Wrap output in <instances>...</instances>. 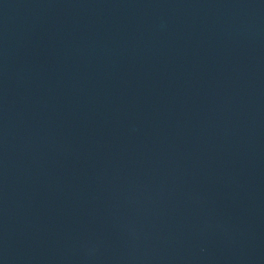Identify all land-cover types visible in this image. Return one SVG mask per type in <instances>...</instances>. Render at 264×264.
Segmentation results:
<instances>
[{"label": "water", "instance_id": "water-1", "mask_svg": "<svg viewBox=\"0 0 264 264\" xmlns=\"http://www.w3.org/2000/svg\"><path fill=\"white\" fill-rule=\"evenodd\" d=\"M0 264H264V0H0Z\"/></svg>", "mask_w": 264, "mask_h": 264}]
</instances>
